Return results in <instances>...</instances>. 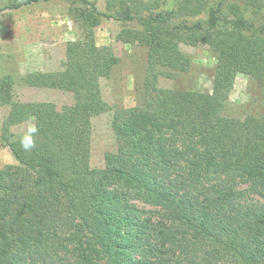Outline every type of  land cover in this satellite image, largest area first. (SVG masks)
<instances>
[{
    "label": "trees",
    "instance_id": "1",
    "mask_svg": "<svg viewBox=\"0 0 264 264\" xmlns=\"http://www.w3.org/2000/svg\"><path fill=\"white\" fill-rule=\"evenodd\" d=\"M62 1L84 39L67 44L64 71L21 79L89 106L15 101L0 77V144L17 162L0 169V264H264V98L244 116L229 109L238 75L264 95V0ZM102 20L135 25L117 39L146 50L134 107L103 99L119 59L96 45ZM181 45L214 53L211 93L160 86L191 68ZM109 112L114 146L96 169L93 118ZM29 117L40 131L26 152L11 128Z\"/></svg>",
    "mask_w": 264,
    "mask_h": 264
},
{
    "label": "rangeland",
    "instance_id": "2",
    "mask_svg": "<svg viewBox=\"0 0 264 264\" xmlns=\"http://www.w3.org/2000/svg\"><path fill=\"white\" fill-rule=\"evenodd\" d=\"M16 1L20 0H0V77L11 76L15 80V101L50 102L60 111H67L71 107L87 108L89 101L81 95L55 89L30 88L21 79L29 73H54L66 69L67 44L82 41L85 37L80 21L70 14V5L62 0H51L13 9ZM92 1L101 11H106V0ZM261 20L264 22V9ZM129 27L135 25L102 20L93 28L96 45L111 46L119 59L111 77L101 82L103 99L113 108L136 105L146 72L145 48L117 39L120 32ZM180 49L191 58V68L171 80L162 78L160 86L211 93L216 64L212 50L204 45H181ZM263 98V92L252 79L238 75L229 109L234 115L244 116L251 109H259ZM8 112V107H0V129ZM111 116L109 112L93 118L91 165L96 169L104 167V153L114 146ZM27 126H12L11 131L21 136L26 133ZM0 160L2 169L11 159ZM13 161L17 165L16 160Z\"/></svg>",
    "mask_w": 264,
    "mask_h": 264
},
{
    "label": "clouds",
    "instance_id": "3",
    "mask_svg": "<svg viewBox=\"0 0 264 264\" xmlns=\"http://www.w3.org/2000/svg\"><path fill=\"white\" fill-rule=\"evenodd\" d=\"M28 119L31 123H28L25 135L21 136L19 140L21 148L26 152H30L36 148V138L40 131L34 122L35 117H29Z\"/></svg>",
    "mask_w": 264,
    "mask_h": 264
},
{
    "label": "crops",
    "instance_id": "4",
    "mask_svg": "<svg viewBox=\"0 0 264 264\" xmlns=\"http://www.w3.org/2000/svg\"><path fill=\"white\" fill-rule=\"evenodd\" d=\"M0 159H11L6 165H14L13 159L15 158L11 154L10 150L8 148L2 147L1 144H0Z\"/></svg>",
    "mask_w": 264,
    "mask_h": 264
}]
</instances>
